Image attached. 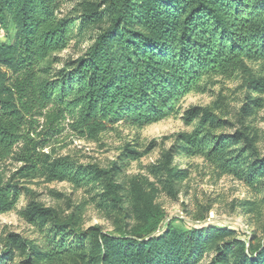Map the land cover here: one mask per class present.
Instances as JSON below:
<instances>
[{
  "label": "trees",
  "instance_id": "1",
  "mask_svg": "<svg viewBox=\"0 0 264 264\" xmlns=\"http://www.w3.org/2000/svg\"><path fill=\"white\" fill-rule=\"evenodd\" d=\"M0 29V164L17 165L10 178L0 173V215L19 204L14 178L93 184L91 201L118 229L79 230L76 215L57 222L52 209L28 206L19 214L37 239L9 233L0 264H264V238L255 234L245 243L225 225L164 224L154 188L176 196L189 172L174 159L197 157L260 196L250 212L264 205V153L250 125L264 105V0H0ZM73 41L85 47L59 59ZM215 79L239 83L235 123L209 108H180ZM180 112L193 132L150 168L153 182L125 175L145 155L131 148L105 171L51 148L65 133L94 140Z\"/></svg>",
  "mask_w": 264,
  "mask_h": 264
},
{
  "label": "rangeland",
  "instance_id": "2",
  "mask_svg": "<svg viewBox=\"0 0 264 264\" xmlns=\"http://www.w3.org/2000/svg\"><path fill=\"white\" fill-rule=\"evenodd\" d=\"M69 9L70 5H65L63 12ZM6 39L5 32L0 29V41L4 42ZM84 47V43L76 44L73 41L57 57L61 60L76 57ZM261 98L264 99V96ZM239 99L238 82L215 79L206 94L192 93L184 97L180 108L182 111L191 107L209 108L216 117L235 123ZM181 112L148 126L117 125L100 133L94 140L79 139L65 133L51 148L56 156H66L82 167L103 171L111 163H118L125 149L131 148L145 155L132 162L125 175L153 182L150 168L161 162V156L165 152L175 151L180 135L193 132L194 127L185 124ZM250 121V125L258 131V146L264 153V105ZM225 131L228 130L215 133ZM173 167L188 170L189 177L180 185V192L174 197L166 195L162 186L155 182L156 201L168 215L164 224L177 218L188 223L231 227L235 230L236 237L245 243L251 241L253 234L258 241L264 238V205L260 204L255 212H250L249 209H253V206L249 203L256 205L260 196L249 187L229 177H218L197 157L177 156ZM16 168L17 165L9 160L0 164V173L10 178ZM12 182L21 188V196L14 211L0 215V246L9 233L20 234L30 241H36L34 232L37 230L19 214L33 205L52 209L57 222L76 215L79 230L98 227L105 234L118 233V229L114 228L113 222L104 211L97 209L91 201L93 184L76 188L69 183H47L41 179L27 181L14 178ZM60 264L74 263L71 259H66Z\"/></svg>",
  "mask_w": 264,
  "mask_h": 264
}]
</instances>
